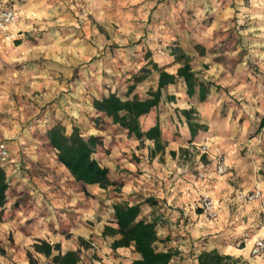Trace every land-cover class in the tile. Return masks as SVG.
<instances>
[{"label":"crops","instance_id":"1","mask_svg":"<svg viewBox=\"0 0 264 264\" xmlns=\"http://www.w3.org/2000/svg\"><path fill=\"white\" fill-rule=\"evenodd\" d=\"M40 1L0 0V9L11 8L16 14L19 12L21 22L10 27L19 38L16 41L18 46L27 42L30 36L25 19L39 18V9L45 6L44 1L54 4L44 10L47 14L53 16L61 11L56 0ZM173 1L69 0L72 9L65 16L70 20L86 21L90 17L96 21L94 26L86 25L85 34L96 35V42H100V45L96 43L97 49L104 48L97 28L104 27V19L113 18L118 4H128L127 18L143 20L141 25L144 27L135 31L133 26L137 41H128L122 56L92 67L93 79L85 69L78 78L70 80L69 91L65 88L67 93L64 96L72 102L57 115L66 133L76 126L84 136L97 137L100 144L94 157L108 169L113 184L102 189L75 182L56 162L52 150L53 161L67 172L70 184L80 187L74 198L79 202L75 203L77 212L69 215L67 224L63 225L65 229H61L56 219L49 216L50 207L44 205L46 202L42 199L54 191L45 178L36 179L38 189L34 190V198L37 205L26 219L25 214L14 217L19 211L15 213L6 202L0 225L6 228L7 234L11 231L13 239H0V244L6 252L19 258L20 264H28L27 252L38 264H54L51 257L46 258L33 251L32 245L38 240L59 245V250H53L52 256L58 251L65 253L79 249L78 264H131L139 257L133 246L112 248L111 243L118 236H102L105 225L114 226L112 215L107 211L109 208L112 210V205L117 202L139 204V218L156 221L158 239L155 246L157 250L176 253L171 263L198 264L199 253L214 250L220 255L230 256L235 264H264V253L257 257L250 255L255 238L264 237V122L259 128L264 113L258 117L250 113L245 104L237 108L231 103V97L247 99L244 97L247 88L239 83V86L225 90L236 79L229 74L226 76L228 71L217 59L221 45L203 39L205 34L213 36L217 32L216 23L211 30L207 29V33L198 27L187 30L176 27L173 32L166 31L163 17L168 14L167 19L170 18L168 6ZM219 17L216 15L213 19L218 20ZM237 33L240 31H233L235 36ZM69 34H75V31L71 30ZM72 44L77 46L80 42ZM80 46L87 52L85 43ZM236 47L240 50L245 48L244 45ZM186 61L197 81L207 88V93L203 100H200L197 88L188 95L184 80L175 76L173 83L161 89L157 106L138 118L139 129L143 133L157 127L158 136L154 138L128 136L125 129L112 124L92 106L93 99L107 97L110 93H115L121 100L134 95L146 99L147 91L157 88L159 72L152 69L153 65L176 75ZM142 68L150 69V74L134 83L133 77L140 76ZM131 85L134 86L129 90ZM249 130L256 131L250 139ZM45 142L48 144L47 139ZM203 144L208 149L202 153L200 145ZM218 154L225 158L228 167L221 176L213 170V160ZM200 173L204 174L203 177H199ZM254 189L260 191L258 199L246 201L239 197L241 192ZM64 190L67 191L66 188ZM67 192H72V189ZM87 194L96 206L94 214L97 221L92 226L84 223L87 213L82 205L88 198ZM203 195L215 200L217 218L208 219L200 212L198 205ZM106 196L109 199L105 200ZM106 204L109 208H104ZM79 238L88 246H81Z\"/></svg>","mask_w":264,"mask_h":264},{"label":"rangeland","instance_id":"2","mask_svg":"<svg viewBox=\"0 0 264 264\" xmlns=\"http://www.w3.org/2000/svg\"><path fill=\"white\" fill-rule=\"evenodd\" d=\"M44 2L45 6L39 9V18L25 19L30 36L23 45H17L19 38L10 30L11 26L21 22L19 12L15 23L8 28L11 37L5 39L0 34V142L5 141L10 148L8 162L0 165L5 167L9 182L7 202L11 210L15 213L19 211L14 217L25 214L26 219L32 214L37 205L34 198V190L38 189L36 179L45 178L54 191L51 196L42 198L46 202L44 205L50 207L49 216L56 219L64 230L63 225L67 224L69 215L77 212L78 205L75 203L78 201L74 198L79 194L80 187L72 186L67 172L60 168L57 161H53L52 149L45 142L46 131L53 124L60 123L57 115L72 102L64 96L70 80L78 78L85 69L89 71V78L93 79L91 69L96 63L122 56L128 41H137L138 33L137 37L134 36L133 26L135 31H139L144 27L141 25L144 21L127 18L125 11L128 4H118L113 18L104 19V27L97 28L104 43V48L97 49L96 43L100 42H96V35L85 34L86 25L94 26L95 20L90 17L86 21L80 20L77 18L79 15H76L77 19L70 20L65 16L72 9L69 0H56V6L61 11L51 16L44 10L54 4ZM173 2L168 6L170 18L167 19L168 14L163 17V27L169 33L176 27L179 30L198 27L207 33L216 23L217 32L213 36L207 33L203 39L221 45L217 59L228 71L226 76L229 74L236 79L225 90L239 86V83L246 86L244 97L248 98L231 97V103L237 108L245 104L250 113L259 117L260 113H264V0ZM216 15L220 19L214 20ZM71 30L75 34H69ZM234 30L240 31V34L235 36ZM74 42L85 43L87 52L80 45L73 46ZM237 45H244L245 48L240 50ZM242 61L245 64H241ZM255 134L256 131L249 130L248 138ZM64 188L67 191L72 189V192L68 193ZM87 197L82 205L87 213L84 223L92 226L97 221L94 214L96 206L89 194ZM104 208H109V204ZM107 212L112 215L110 208ZM0 239H13L11 231L7 234L2 225ZM0 262L20 264L21 260L6 252L0 255Z\"/></svg>","mask_w":264,"mask_h":264},{"label":"trees","instance_id":"3","mask_svg":"<svg viewBox=\"0 0 264 264\" xmlns=\"http://www.w3.org/2000/svg\"><path fill=\"white\" fill-rule=\"evenodd\" d=\"M153 70L159 72L157 88L147 91L146 99H139L132 96L130 99L121 100L115 93H110L107 97L93 99L92 106L98 113L110 119L112 124L127 131V135H134L137 138L142 136L154 138L158 136L157 127H153L146 132L139 129L138 118L147 114L153 107L157 106L161 89L166 85L173 83L175 76L182 78L186 85V92L192 95L195 89H198L199 98L203 100L207 93V88L194 76L190 65L186 62L181 65L176 75H170L159 70L156 65L152 66ZM140 76H134L133 82H140L150 69H141ZM134 85L129 87L132 90ZM264 118L261 119L259 128L262 127ZM46 139L55 152L56 160L59 162L73 178V180L82 185H96L99 188L107 189L113 183L108 176V169L99 164L95 159L94 153L100 141L95 136H84L78 127L72 126L69 133L65 132L61 123H55L46 131ZM9 187L5 167L0 165V220L4 205L7 202V191ZM111 225H105L102 236H118L111 243L112 248L133 246L134 252L139 257L132 260L131 264H174L171 263L175 252L171 250H157L155 243L158 239L156 234V221H146L139 218L141 213L140 205L127 203H114L112 205ZM79 244L83 247L88 245L79 238ZM35 253L41 254L46 258L51 257L54 264H78L80 250H68L65 253L58 251L52 256L53 250H59L58 244H50L44 240H38L32 245ZM6 251L0 244V255H5ZM28 264H38L31 253H26ZM198 264H235L230 256L220 255L216 251H202L197 256ZM0 264H4L0 262Z\"/></svg>","mask_w":264,"mask_h":264},{"label":"built area","instance_id":"4","mask_svg":"<svg viewBox=\"0 0 264 264\" xmlns=\"http://www.w3.org/2000/svg\"><path fill=\"white\" fill-rule=\"evenodd\" d=\"M17 19V14L15 10L11 8H3L0 9V34L5 37V39H9L11 36L9 33V26L15 23ZM208 146L206 144L200 145V152H206ZM9 147L8 145L2 141L0 142V163L5 164L9 160ZM213 170L214 173L218 176L224 175L227 172V164L220 154L216 155L213 160ZM203 173L199 174V177H203ZM239 197L243 198L246 201H253L260 197V191L258 189H254L253 191L241 192ZM200 212L208 219H215L218 216V211L216 208L215 200L210 196L203 195L199 200L198 205ZM262 227L264 228V221ZM264 253V237L255 238L251 248L250 255L253 257L260 256Z\"/></svg>","mask_w":264,"mask_h":264}]
</instances>
